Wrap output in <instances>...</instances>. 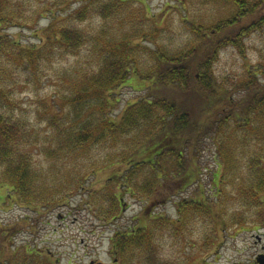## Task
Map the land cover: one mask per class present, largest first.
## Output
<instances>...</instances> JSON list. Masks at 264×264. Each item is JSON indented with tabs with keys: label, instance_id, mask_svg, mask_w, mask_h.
<instances>
[{
	"label": "rangeland",
	"instance_id": "rangeland-1",
	"mask_svg": "<svg viewBox=\"0 0 264 264\" xmlns=\"http://www.w3.org/2000/svg\"><path fill=\"white\" fill-rule=\"evenodd\" d=\"M66 3V0H0L2 14L27 26H2L0 33L25 47L37 46L42 30L54 20L51 14L60 18L83 8L80 3ZM101 5H104L102 12L93 9L86 13L99 15H88L84 21L68 25L79 33L84 31L83 45L67 52L63 47L56 48L57 52L51 50L53 54L42 60L35 73L20 64L13 69V79L8 82L14 91L13 114L28 124L33 137L38 135L40 142L44 143V138L52 133L38 117V111L49 107L56 113L66 103L64 98L71 96L69 86L98 71L110 41L117 44L124 37L130 38L127 42L130 50L124 59L118 58L123 71L131 72L130 77L114 91L113 105L107 113L112 121L118 122L129 105L153 99L150 90L156 89L155 78H143L155 71L154 56L160 54L165 61L184 50L196 51L197 55L190 57V66L198 65L202 53L212 51L211 47L215 49V39L231 36L227 30L215 26L220 16L232 14L231 5L216 0H103ZM258 8L254 14H264V9ZM100 14L112 15L105 18ZM254 20L255 17L241 21L245 33L239 39L231 36L233 40H227L209 57L210 72L224 90L231 91L246 79L249 67L257 69L264 62V24L259 27L258 23L253 24ZM62 26L56 24L54 29ZM200 41L205 43L204 48L200 47ZM171 90L169 96L181 94L179 86ZM196 108L193 104V109L187 112L189 120L201 122V118H192L198 116ZM96 109L101 110L100 105ZM229 131L236 133L234 128ZM252 134L251 140L247 138L248 132L238 134L249 141L243 142L239 149L243 160L239 172L232 175L236 179L224 178L227 169L218 164L216 138L212 133L196 149L191 146L184 149L181 165L175 150L156 163L154 170L138 169L135 178L127 181L129 191L125 180L116 181L114 168L106 167L110 155L126 149L129 160L138 162L147 158L133 155L136 147L128 146L132 143L131 136L117 144L113 139L110 142L113 135L109 134L107 142L92 146L77 161L57 162L63 165L62 176L57 175L61 180L82 178V189L69 193L70 199L65 204L37 212L16 202L0 201V246L10 248V252L17 247H31L56 264H147L151 254L156 256L155 264H260L259 258L264 255V195L255 204L243 190L244 180L245 183L248 180L247 186L248 176L257 172L256 168H249L252 158L260 157L264 168V130ZM24 152L31 155L35 169L47 171L53 164L40 144L26 147ZM154 171L171 176L151 193L143 186L156 183ZM185 172L192 176L188 185L180 176ZM218 185L224 192L219 198L215 197ZM7 189L0 186L1 197L7 195ZM113 193L119 198L120 209L107 216ZM207 204L212 211L205 208ZM142 225L147 228H141ZM135 230L140 235L136 240L146 236L148 243L141 248L129 246L125 253L118 254L113 247L116 234Z\"/></svg>",
	"mask_w": 264,
	"mask_h": 264
},
{
	"label": "trees",
	"instance_id": "trees-1",
	"mask_svg": "<svg viewBox=\"0 0 264 264\" xmlns=\"http://www.w3.org/2000/svg\"><path fill=\"white\" fill-rule=\"evenodd\" d=\"M102 1L66 0V4L80 3L83 4V8L76 14L72 12L62 14L60 18L57 14H51L50 17L54 20L50 26L42 30V36L39 37L41 43L37 46L25 47L0 33V186L8 188L7 195L0 196L1 202L3 200L6 203L16 202L37 209V212L65 204L70 199L69 193L82 189V178L74 177L73 180L66 177L67 180H61L57 175L62 176L63 165H58L57 162L63 161L66 164L69 159L77 161L81 155H87L92 146H97L101 141L107 142L110 139L111 142L113 139V143L118 144L129 136L132 142L128 144L129 148L136 147L133 155H139V159L147 160L138 162L129 160L130 155L125 149L120 154L110 155L109 162L106 163V167L114 168L116 181L125 180L127 191L130 190V183L127 181L131 182L135 178L138 169L151 167L154 170L156 163L159 164L168 153L171 154L175 150L181 165L184 149L189 146L196 149L205 137L212 133L216 138V159L220 167L227 169L224 174V178H227L240 170L243 159L239 149L243 147V142L251 140L250 136L257 130H264V62L257 69L249 67L246 79L239 81L231 91L223 89L216 75L210 72L209 64L210 55H215L220 45L228 42L227 40L239 39L245 33V28L240 25L241 21L255 17L253 24L258 23L259 27L264 24V14H254L258 7L264 9V0H216L217 3L231 5L232 14L220 16V21L216 22L215 26L227 30L226 33L233 39L228 35L225 39H215V49L211 47L212 51L208 50L204 55L202 53L199 64L194 66H190V57L197 55L196 51L184 50L171 58H165V61L160 58V54L154 56L155 61L152 65H156L155 71L143 78L147 80L155 78L156 89L150 90L153 91V99L129 105L118 122L112 121L107 113L113 105L111 101L114 91L130 77L131 72L127 69H124V72L118 60L124 59V55L130 50V44L127 43L130 38L124 37V40L117 44L110 41V48L105 46L107 55L98 71L72 83V86H69L71 96L64 98L66 103L56 113L49 107L38 111V117L52 134L44 138V143L40 142L38 135L34 138L28 124L13 114L14 91L8 83L13 79V69L20 64L25 70L35 73L42 60L53 54L51 50L57 52L56 48L61 50L63 47L67 52L76 49L78 45H83L84 31L79 33L76 28L68 25H71L72 21H84L88 15H99L86 13L93 9L102 12L104 10ZM2 12L0 8V29L2 26L11 25L27 27L23 22L15 18L10 19ZM38 15L42 14H36V17ZM100 15L109 18L112 14ZM56 24L63 26L55 30ZM200 47H205L203 41H200ZM177 86L180 87L181 94L177 97L169 96L168 91L172 92L171 89ZM193 104L197 106L195 110L198 116L192 118L197 120L201 118V122L189 120L191 117L187 112L193 109ZM99 105L101 110L96 109ZM232 128L236 133H230L229 129ZM242 132H248L249 140L238 136ZM109 134L113 136L108 139ZM38 144L42 146V151L49 162L50 160L53 162L47 171L35 169L31 155L24 152L26 147ZM196 154L197 151L194 152V156ZM148 159H152L153 162ZM261 160L258 156L252 158L249 168H256L257 172L254 176H248L250 183L247 186L248 180L246 183L244 180V195L255 200V204L261 195H264V168ZM153 175L156 183L152 186H143L151 193L155 192L163 179L171 176L166 175L164 171H154ZM189 175L187 172L180 174L187 182L186 185L192 180V176ZM72 176H75L74 173ZM223 193L219 188L215 197L219 198L220 194L224 195ZM118 200L115 193L110 196L112 207L110 211L104 213L105 215L110 216L119 211ZM210 206L205 205L209 212L212 211ZM181 212L184 215L183 209ZM141 228L147 227L142 225ZM139 236L138 230L116 234L113 239L115 251L122 255L129 246L144 247L148 243L146 236L137 241ZM10 250L0 246V264H56L46 254L31 247H17L12 252ZM155 257L151 254L147 264H155Z\"/></svg>",
	"mask_w": 264,
	"mask_h": 264
},
{
	"label": "water",
	"instance_id": "water-1",
	"mask_svg": "<svg viewBox=\"0 0 264 264\" xmlns=\"http://www.w3.org/2000/svg\"><path fill=\"white\" fill-rule=\"evenodd\" d=\"M259 263L260 264H264V255L260 256Z\"/></svg>",
	"mask_w": 264,
	"mask_h": 264
}]
</instances>
